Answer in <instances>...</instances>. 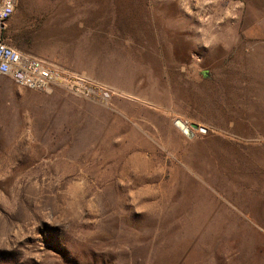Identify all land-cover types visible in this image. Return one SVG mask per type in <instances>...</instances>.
I'll return each instance as SVG.
<instances>
[{
  "label": "rangeland",
  "instance_id": "374dc122",
  "mask_svg": "<svg viewBox=\"0 0 264 264\" xmlns=\"http://www.w3.org/2000/svg\"><path fill=\"white\" fill-rule=\"evenodd\" d=\"M12 1L55 78L0 74V264H264V38L225 0Z\"/></svg>",
  "mask_w": 264,
  "mask_h": 264
},
{
  "label": "built area",
  "instance_id": "2783aa9c",
  "mask_svg": "<svg viewBox=\"0 0 264 264\" xmlns=\"http://www.w3.org/2000/svg\"><path fill=\"white\" fill-rule=\"evenodd\" d=\"M14 9L12 0L0 1V74L7 76L17 85L32 89H46L54 81V73L44 68L36 59L18 53L8 46L2 38V30L6 20ZM176 126L187 137L193 135L196 127L190 128L177 122ZM200 132H205L203 127H198Z\"/></svg>",
  "mask_w": 264,
  "mask_h": 264
},
{
  "label": "crops",
  "instance_id": "0c3cea01",
  "mask_svg": "<svg viewBox=\"0 0 264 264\" xmlns=\"http://www.w3.org/2000/svg\"><path fill=\"white\" fill-rule=\"evenodd\" d=\"M225 6V22L228 24L231 17L234 24L241 23L240 32L244 38H264V0H225Z\"/></svg>",
  "mask_w": 264,
  "mask_h": 264
}]
</instances>
